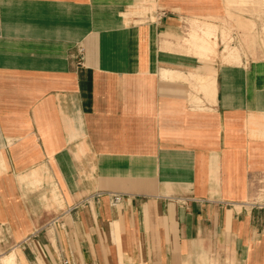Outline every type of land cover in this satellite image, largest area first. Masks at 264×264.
<instances>
[{
    "label": "crops",
    "instance_id": "1",
    "mask_svg": "<svg viewBox=\"0 0 264 264\" xmlns=\"http://www.w3.org/2000/svg\"><path fill=\"white\" fill-rule=\"evenodd\" d=\"M210 1L0 0V259L264 264V37L193 52Z\"/></svg>",
    "mask_w": 264,
    "mask_h": 264
},
{
    "label": "rangeland",
    "instance_id": "2",
    "mask_svg": "<svg viewBox=\"0 0 264 264\" xmlns=\"http://www.w3.org/2000/svg\"><path fill=\"white\" fill-rule=\"evenodd\" d=\"M151 1L154 2V0H144V4L141 6H138L139 8L142 7L143 10V16L140 17L142 14L140 13V18H138L139 21H141L142 19H144L146 17V12H147V3ZM212 4L214 5H218V9L215 11L214 16L213 17H207L206 15L203 16H199L201 22H199L201 26H203V24L205 23H214L216 25H218L219 30H218V36L217 39L220 38L221 42H222V37L223 34L226 35L227 40L230 41V43L235 46L238 47L239 49L241 48V50H239L240 52H243V46L242 45H235V42H242L244 40H241V38H246V37H253V36H259V37H264V6L258 10V11H254L251 8V5H253L251 2H248L247 5H242L240 7H233L231 5H227L225 0H211L210 1ZM136 5L137 2L135 4L132 5V7L130 6V8H128V13L125 14V16L127 17H133L137 14H134L132 12H134L133 10L136 9ZM132 10V11H131ZM131 11V12H130ZM253 20L255 23V26H253L252 28L246 29L243 26V23L241 22V20ZM240 20V21H239ZM190 20H188L187 22L184 23L183 21V37L187 36L191 33V28L193 27V25L191 26V28L188 26V22ZM260 22V24L258 23ZM187 23V24H186ZM197 29V34H201V30L200 27H196ZM190 32V33H189ZM218 50L222 49L223 44L221 43L218 46ZM219 50V51H220ZM221 56V54L219 53L218 56ZM258 188V187H257ZM261 191H258L255 193V195H251L250 200H253L252 198H255V200H257L259 203H264V184L263 186L260 185ZM251 202V201H250ZM7 252H3L0 253V257ZM14 264H20L18 262V260H15Z\"/></svg>",
    "mask_w": 264,
    "mask_h": 264
},
{
    "label": "bare ground",
    "instance_id": "3",
    "mask_svg": "<svg viewBox=\"0 0 264 264\" xmlns=\"http://www.w3.org/2000/svg\"><path fill=\"white\" fill-rule=\"evenodd\" d=\"M199 21L197 20H193L191 23V26L193 25V27L191 28V33L189 34V38L185 39V41L187 42H191L192 47H193V52L203 55V38L204 37H208L210 35H215L216 33V27L213 26L210 23H206L205 28L203 30V26L199 25ZM200 27L201 30V34H197V28L196 27ZM207 51H209L206 48ZM162 76L167 77V78H178V77H182L185 78V76H180L179 73L177 72H169V71H164L162 73ZM201 90V89H200ZM191 97V96H190ZM200 104V103H199ZM197 105V104H196ZM255 201V200H253ZM258 202V201H255ZM13 261V255L9 254V255H4L1 259H0V264H12Z\"/></svg>",
    "mask_w": 264,
    "mask_h": 264
},
{
    "label": "built area",
    "instance_id": "4",
    "mask_svg": "<svg viewBox=\"0 0 264 264\" xmlns=\"http://www.w3.org/2000/svg\"><path fill=\"white\" fill-rule=\"evenodd\" d=\"M264 181V176H263V178L261 179V181ZM259 191H261V188H259ZM115 200H118V198L117 197H115ZM255 201H257V200H255ZM255 201H253V203L252 204H254V205H262L261 203H259V202H255Z\"/></svg>",
    "mask_w": 264,
    "mask_h": 264
}]
</instances>
